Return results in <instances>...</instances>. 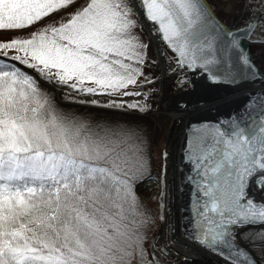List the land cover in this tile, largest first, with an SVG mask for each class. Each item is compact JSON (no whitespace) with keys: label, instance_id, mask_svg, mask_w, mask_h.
Returning <instances> with one entry per match:
<instances>
[{"label":"snow or ice","instance_id":"6c2138e0","mask_svg":"<svg viewBox=\"0 0 264 264\" xmlns=\"http://www.w3.org/2000/svg\"><path fill=\"white\" fill-rule=\"evenodd\" d=\"M196 71L245 100L190 122L177 215L145 118ZM0 264H264V0H0Z\"/></svg>","mask_w":264,"mask_h":264},{"label":"water","instance_id":"95a60500","mask_svg":"<svg viewBox=\"0 0 264 264\" xmlns=\"http://www.w3.org/2000/svg\"><path fill=\"white\" fill-rule=\"evenodd\" d=\"M230 25H237L241 23L240 21L229 20ZM191 79L195 82V87L189 93L183 97V102L188 104L190 116H192L185 124V133L184 140L182 145L185 142L186 134L190 130L191 123H215L217 119H227L228 114L240 108L244 103L245 97L243 89H235L232 85L228 83H213L212 81L206 79L205 74L196 71L194 75L191 76ZM247 87H253L248 85ZM254 87L259 88L260 85L256 84ZM166 91H171V89H166ZM174 99L169 96L164 98L163 94L156 96L154 103L161 108H168L174 104ZM199 108V110L193 112L194 109ZM177 124V121L173 122V125ZM180 148H177L173 152L172 161L170 166L171 171L173 168V182L177 181V177H180V172L177 169L180 161ZM171 181H172V172H171ZM191 186H186L183 188V191H180L182 199L179 209L186 207L191 199ZM179 214V213H178ZM177 214V215H178Z\"/></svg>","mask_w":264,"mask_h":264},{"label":"rangeland","instance_id":"374dc122","mask_svg":"<svg viewBox=\"0 0 264 264\" xmlns=\"http://www.w3.org/2000/svg\"><path fill=\"white\" fill-rule=\"evenodd\" d=\"M235 21H240L239 19H236ZM241 22V21H240ZM150 87H153V85H145L142 88H139L138 90L141 92H147L148 89ZM130 90H136V89H130ZM155 97H150L148 99V103L152 104L155 101ZM102 103L106 102L107 98H100ZM123 99L127 102H133V101H143V97H138V96H132V97H123ZM91 109H97V108H91ZM97 110H101V109H97ZM115 111V110H113ZM149 118L152 123H153V132H152V137H151V155H152V168L155 172L159 173L161 170V165L164 163L162 158H161V153L162 151L167 148V141L166 138L168 137V129L166 126H163L161 129L156 125V121L154 119V117H146ZM171 120V119H168ZM173 153L171 154V156L169 155V159H168V166L170 164V162L172 161L171 157H172ZM159 189L157 188H153L151 190L152 193H155L156 191H158ZM151 194V193H150ZM141 199H144V194L141 193ZM149 207L155 209L157 207V203L156 202H150L149 203ZM162 231V227L159 224V221H157V224L152 228L150 235L155 234L157 232Z\"/></svg>","mask_w":264,"mask_h":264},{"label":"bare ground","instance_id":"6f19581e","mask_svg":"<svg viewBox=\"0 0 264 264\" xmlns=\"http://www.w3.org/2000/svg\"><path fill=\"white\" fill-rule=\"evenodd\" d=\"M199 110V108H196L193 110V112ZM191 114V113H190ZM192 116L188 115L183 121L177 120V124L173 125V121L172 120H167L165 121H156V125L161 129L163 126H166L168 129V134H167V146H168V150H169V155L171 156V154L177 150V148H180V146H182V142L184 140V133H185V124L186 122L191 118ZM172 159V157H171ZM171 164V162H170ZM168 166V178H169V190H170V207L172 209V211L176 214L179 213V206L180 205L182 199L180 195V191H177L174 186H173V179H174V175H173V168L171 171V167L172 166ZM171 172H172V181H171ZM180 183V177H177V181L175 182V184H179Z\"/></svg>","mask_w":264,"mask_h":264},{"label":"trees","instance_id":"16d2710c","mask_svg":"<svg viewBox=\"0 0 264 264\" xmlns=\"http://www.w3.org/2000/svg\"><path fill=\"white\" fill-rule=\"evenodd\" d=\"M82 111H92L94 113H97L99 116L103 117L106 115H110V113H107L103 110H97V109H83ZM145 122L148 126L149 129V133H150V141H151V137H152V132H153V123L149 118H145ZM99 131V130H97ZM125 214L128 215L129 219H132L131 213L129 212V210L127 209V207H125Z\"/></svg>","mask_w":264,"mask_h":264}]
</instances>
